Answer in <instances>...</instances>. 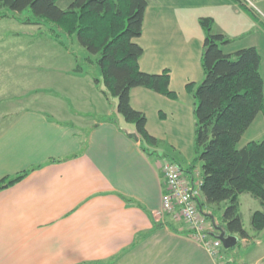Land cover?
Instances as JSON below:
<instances>
[{
    "label": "crops",
    "instance_id": "0c3cea01",
    "mask_svg": "<svg viewBox=\"0 0 264 264\" xmlns=\"http://www.w3.org/2000/svg\"><path fill=\"white\" fill-rule=\"evenodd\" d=\"M148 2L141 36L134 40L143 49L139 69L147 74L168 70L169 90L177 98L134 88L130 106L145 115L146 130L159 143L182 151L181 138L195 132L194 99L186 85L196 87L203 80L204 34L198 19H213L218 31L233 38L224 53L255 48L263 84L264 26L233 0ZM87 56L77 57L80 73L74 72L75 59L66 69L70 93L62 89L63 82L50 79V89L28 107L0 113V181L27 172L0 190V264H234L222 250L209 254L182 222L162 213V166H183L190 156L167 155L159 143L151 155L143 152L140 142L127 136L135 133L133 125L117 115L114 99H105L96 75L100 84L94 83L83 61ZM53 89L60 93L47 95ZM60 97L76 110L86 104L93 117L84 120L77 113L55 110L64 103ZM258 120L264 126V114L256 117L239 147L263 139L264 128L260 140L255 135L246 139ZM250 199L239 196L243 225L244 219L250 225L253 212L263 211ZM238 241L245 246L254 242L251 237ZM254 249L247 256L255 258L243 264H264V252Z\"/></svg>",
    "mask_w": 264,
    "mask_h": 264
},
{
    "label": "trees",
    "instance_id": "16d2710c",
    "mask_svg": "<svg viewBox=\"0 0 264 264\" xmlns=\"http://www.w3.org/2000/svg\"><path fill=\"white\" fill-rule=\"evenodd\" d=\"M0 0V18L19 20L23 25L46 26L57 44L69 50L67 42L76 37L88 56L86 65L101 72L100 90L106 100L114 99L116 113L134 127L127 134L139 141L143 152L151 155L158 140L146 130V117L130 106L129 94L134 88H145L170 100L177 95L169 90V71L147 74L139 69L143 49L134 40L142 33L144 11L148 0ZM256 19L254 11L241 0H233ZM30 15L21 19V13ZM204 34L201 66L203 80L196 87L186 85L194 99L195 152L201 164L202 213L212 220L214 228L228 236L249 240L239 210V196L248 194L263 211L250 217L255 233L264 230V137L239 147L242 137L259 114H264V84L260 74V56L253 48L226 54L223 47L233 38L224 35L208 17L198 19ZM264 26V25H263ZM75 73L81 65L74 55ZM96 85L100 82L93 78ZM106 122L115 123L112 118ZM193 164L191 165V167ZM27 172L0 181V190L23 179ZM220 205H224L223 209ZM210 209V210H209ZM222 214L217 224L215 211Z\"/></svg>",
    "mask_w": 264,
    "mask_h": 264
},
{
    "label": "rangeland",
    "instance_id": "374dc122",
    "mask_svg": "<svg viewBox=\"0 0 264 264\" xmlns=\"http://www.w3.org/2000/svg\"><path fill=\"white\" fill-rule=\"evenodd\" d=\"M69 3L70 2H66V0L57 2L58 6L64 9ZM252 10L258 20L264 25V0H255ZM29 15V10H25L20 16L21 19H23ZM27 27L29 26L23 25L19 20L0 18V113L28 107L37 96H43V94H45V89H50L51 86L48 84L50 83V79H53V81L57 79L58 83L63 82L62 89H64V92L70 93L71 91H69L67 86L68 77L66 69L74 64V55L79 58L88 55V53L79 46L75 36L72 37L70 42L66 43L69 50H65L60 47L57 42L52 40L46 26ZM90 71L91 76L95 77L96 75V77L101 80V72L99 69L97 71V67L90 66ZM100 87V90H102V83ZM50 93L54 95L60 93V91L53 89L51 92H48L47 95ZM60 100H62V97H60ZM62 101H64V103H60L55 110L71 112L72 114L77 113V116L83 117L84 120L93 117V112H88L89 106L86 104H81V109L76 110L68 99L63 98ZM257 122L258 123H255L251 129H249L246 139H248L249 135H251V137L255 135L253 139H261L258 135L263 130L264 126L260 120ZM159 147H162L161 149L167 155L171 154L177 157L181 155L183 159L185 156L187 158L190 156L188 159V161H190L189 166H187L188 161L186 162L185 159L183 160L185 162H181L184 163L182 166L184 170L186 168L187 171L201 170V164L197 161L195 152V132L189 137L181 138L180 148L183 152L174 150L166 141L160 142ZM192 164L193 166L191 167ZM244 195L251 198L248 194ZM250 200L254 202V199L251 198ZM242 204L241 210L245 216L247 207L244 202H242ZM223 207L224 205H220L221 209H223ZM221 209L215 211V220L218 223L222 214ZM243 223L244 230L248 232L254 242L245 246L241 241H237V243L229 249H224L222 247V252L225 253L224 257H226L225 260L231 261L234 264H243V262L247 263L248 260L254 259V254V256H247L250 248H255L254 250L260 251V253L264 252V250H262L264 248V243H262V248H256V245L262 241L261 238L264 235L260 237V235H258L259 233H255L251 229L249 223L245 222V219Z\"/></svg>",
    "mask_w": 264,
    "mask_h": 264
},
{
    "label": "built area",
    "instance_id": "2783aa9c",
    "mask_svg": "<svg viewBox=\"0 0 264 264\" xmlns=\"http://www.w3.org/2000/svg\"><path fill=\"white\" fill-rule=\"evenodd\" d=\"M253 8L255 0H241ZM251 8V9H252ZM174 162H166L161 169L164 190L161 197L162 213L173 222H182L190 236L212 256L222 248L213 234L210 222L201 213V175L198 171L188 173Z\"/></svg>",
    "mask_w": 264,
    "mask_h": 264
},
{
    "label": "water",
    "instance_id": "95a60500",
    "mask_svg": "<svg viewBox=\"0 0 264 264\" xmlns=\"http://www.w3.org/2000/svg\"><path fill=\"white\" fill-rule=\"evenodd\" d=\"M216 230L219 233L217 238L221 241L224 249H229L237 243L238 239L236 237L228 236L225 231L219 228H217Z\"/></svg>",
    "mask_w": 264,
    "mask_h": 264
}]
</instances>
